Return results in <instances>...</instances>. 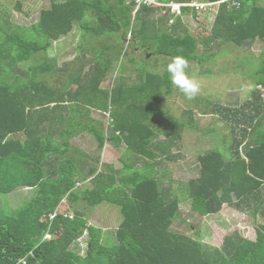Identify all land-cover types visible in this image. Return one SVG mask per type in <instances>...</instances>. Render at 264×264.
<instances>
[{"label": "trees", "instance_id": "obj_1", "mask_svg": "<svg viewBox=\"0 0 264 264\" xmlns=\"http://www.w3.org/2000/svg\"><path fill=\"white\" fill-rule=\"evenodd\" d=\"M47 1L28 26L14 23L0 9V194L34 191L18 209L0 208V264L15 263L29 252L34 257L28 264H264V221L257 222L264 219V0L220 3L202 38L182 22L181 15L196 14L187 6L167 25L168 15L155 18V8L145 6L134 12L131 0ZM75 27L80 31L75 57L59 66L49 54L52 43ZM257 40L263 47L245 102L232 107L207 99L209 107L200 110L231 128L229 157L210 149L197 157L195 178L181 183L179 191L164 187L158 161L162 155L171 158L182 128L190 126L174 120L172 131H164L162 120L154 117L156 110L162 112L159 104L172 96L173 84L166 70L140 68L139 83L116 76L105 89L113 65L129 47L202 63L218 57L211 51L215 43L241 47ZM106 111L111 119L106 124L91 117ZM80 133L94 136L98 148L108 137L116 144L123 141L121 167L97 170L98 159L70 151V138ZM160 135L164 140H157ZM66 200L67 208H59ZM185 201L200 217L220 212L223 204L247 212L257 222L255 238L233 231L217 247L203 243L198 229L194 236L177 231L176 223L187 224L180 211ZM102 202L116 205L122 216L114 239L88 223L86 212Z\"/></svg>", "mask_w": 264, "mask_h": 264}, {"label": "rangeland", "instance_id": "obj_2", "mask_svg": "<svg viewBox=\"0 0 264 264\" xmlns=\"http://www.w3.org/2000/svg\"><path fill=\"white\" fill-rule=\"evenodd\" d=\"M219 2H227V0ZM220 3H212L210 4L212 6L209 7H205V5L201 12L196 11L195 16H192V14L185 16L184 20H186L188 30L195 36L206 37L214 23ZM48 6L47 0H0V9L9 12L14 23L23 26L34 23L38 19L40 10ZM180 12L182 13L181 9H179ZM79 34V29L75 27L66 37L52 43L49 54L58 58L59 66L75 57V46ZM111 38L112 40H119L118 36L115 35H111ZM101 39L94 41L96 46L100 45ZM127 39H130L129 35ZM213 46L211 51L212 54L216 53L218 55L217 58H209L210 60L202 63H188L189 67L186 71L200 84V91L196 96L193 99H187L173 85L174 92L172 96L158 106V109L162 112L158 114V110H156L154 114L156 119L160 118L162 120L160 129L164 131H172L174 120H178L177 122H185L187 120L190 125L182 128L181 140L175 142L171 147V158L167 159L165 155H162L158 161L160 163L157 165V169L160 170V177L161 179L163 178L164 187L172 185V188L179 191L182 186L180 185L181 183L195 178L198 174L197 157L210 149L221 150L225 157H229V153L225 150L226 143H223L224 139L222 137L228 138L231 128L221 127L224 123L222 119L215 115H202L200 110L209 107L205 102L207 99L220 105L232 107L241 105L249 97V93L253 88L251 80L253 76H256L257 56L263 47V43L257 40L241 47L218 43ZM132 49L130 47L127 52L128 55L123 58H127L131 51L134 53L133 51L136 49ZM159 58L161 59L144 63L141 66L142 69L162 74L166 70V65L170 59L166 57ZM119 61L120 64L116 63L113 65L114 68L106 79V86L108 87L112 85V81L115 78L114 71L118 70L119 73L121 72L119 69L122 64V57ZM93 113L95 117L103 118L104 123H107L108 119L110 120L108 111L105 113ZM187 113L192 117H187ZM173 128L176 129V127ZM160 140H164V135H160ZM120 155V148L109 142L104 145L101 151L100 164L111 165L113 168L118 169L122 165L118 161ZM137 165L140 166L141 162L137 163ZM99 168L101 167L99 166ZM87 180L86 184L90 185V177ZM76 184L79 186L81 183L78 181ZM33 194V190H22V188L7 194H0V208L8 210L18 209ZM63 202L58 206L61 209L67 208V200ZM91 210H93L92 213H90ZM180 211L187 224L176 223L174 227L177 231L194 236L192 231L198 229L203 243L217 247H220L224 237L233 231H237L241 236L253 240L257 222L264 221V219L258 217L257 222H254L252 216L247 212L240 211L227 204H223L220 212L205 217L192 214L186 201L180 204ZM66 212L72 216L71 210L67 209ZM86 213L91 215L90 223L99 226L106 233H110L109 236L112 239L113 229L122 220L119 208L116 205L102 202L100 205L90 208V211ZM189 225L194 226L193 229H190ZM80 240V242L86 240L85 236ZM82 243H85V241Z\"/></svg>", "mask_w": 264, "mask_h": 264}, {"label": "crops", "instance_id": "obj_3", "mask_svg": "<svg viewBox=\"0 0 264 264\" xmlns=\"http://www.w3.org/2000/svg\"><path fill=\"white\" fill-rule=\"evenodd\" d=\"M200 1L205 2V0H200ZM170 2H173V1H170ZM155 10H154L155 11V15H154L155 18H159L162 15H168V23H167V25H171L172 22L176 18V16H174L173 21L171 23H169V20L172 19V13L170 12V10H168V9L164 10V9H158V8H155ZM201 11L202 10H200L198 12H201ZM181 16H182L181 18H182L183 24L187 26L186 20H184L185 16H187V15H181ZM128 41L129 40L126 38V40L124 41V49H127ZM134 49L135 48H133L132 50H134ZM133 52L134 53H132V51L129 52V56L127 58H123L122 57L123 66H124L123 74L121 73L119 75L118 70H115L114 71V75L115 76L113 75L114 77L121 76L123 78H128L130 85L133 84V83L136 84V83L140 82L137 72L139 71L140 68H142L141 66H143L144 63L151 62L152 60L157 61L158 59H161V58H159V56H151V54H149L148 52H145V51L143 52L142 49H138V50L136 49ZM112 84H113V82H112ZM105 85H106V83H105ZM110 87L105 86V89H109ZM200 113H201V111H200ZM202 115H207V114H202ZM91 117L92 118H98V117L94 116V113H92ZM102 121H103V118H102ZM229 136H230V133H229ZM223 139L226 142V137L225 136L223 137ZM157 140L160 141V136H158ZM109 142L113 143L117 148H120L121 155L123 154L124 149H125V144H124L123 141L120 144H116L115 142L110 140L109 137H108L107 139H105L104 145H106ZM226 144H227V142H226ZM104 145L101 148H98L97 141L95 140L94 136L90 135L89 133H80L79 135H76V136H73L72 138H70V151L74 152L78 157H88V158H92V160L95 159V158L98 159V166H97L98 168H99V166L101 167L102 165L103 166L106 165V164H100L101 151H102ZM225 150L227 152H229L230 147L228 146V144L226 145ZM121 155H120V157H121ZM120 157H119V159H120ZM119 159H118V161H119ZM119 163H121V162L119 161ZM137 166L140 167L141 165L140 166L137 165ZM85 167H86V169L84 170V172H86V170L89 169L87 167H91V166L88 165V166H85ZM92 211L93 210H91L90 213H92ZM87 219H88V223H90L91 222L90 221L91 220V215L90 214H87ZM90 224H92V223H90Z\"/></svg>", "mask_w": 264, "mask_h": 264}, {"label": "clouds", "instance_id": "obj_4", "mask_svg": "<svg viewBox=\"0 0 264 264\" xmlns=\"http://www.w3.org/2000/svg\"><path fill=\"white\" fill-rule=\"evenodd\" d=\"M188 61L182 55L173 56L166 65L171 83L175 85L187 99H193L200 91V84L189 75Z\"/></svg>", "mask_w": 264, "mask_h": 264}, {"label": "built area", "instance_id": "obj_5", "mask_svg": "<svg viewBox=\"0 0 264 264\" xmlns=\"http://www.w3.org/2000/svg\"><path fill=\"white\" fill-rule=\"evenodd\" d=\"M131 1L134 3V12L138 10L141 6L170 10V12L172 13V19L169 20V23L173 21L174 16L181 15L180 14L181 12L179 13V9H181V7L183 6L191 7V8H194L196 11H200L202 8L212 6L210 4L216 3V2H202L200 0H190L189 2H185V3H176V2L163 3V2H160L159 0H131ZM217 3H220V2L217 1ZM262 90L264 91V89ZM55 216H56V212L53 214H50L49 219L52 220ZM69 217H71V215H69ZM49 237H50L49 235L45 236V238H49ZM33 257H34L33 253L29 252L26 256L19 258L15 263H12V264H28V258H33Z\"/></svg>", "mask_w": 264, "mask_h": 264}, {"label": "bare ground", "instance_id": "obj_6", "mask_svg": "<svg viewBox=\"0 0 264 264\" xmlns=\"http://www.w3.org/2000/svg\"><path fill=\"white\" fill-rule=\"evenodd\" d=\"M136 12V11H135Z\"/></svg>", "mask_w": 264, "mask_h": 264}]
</instances>
